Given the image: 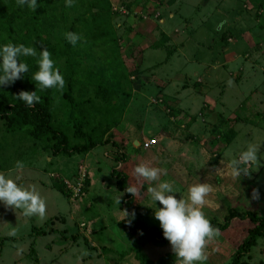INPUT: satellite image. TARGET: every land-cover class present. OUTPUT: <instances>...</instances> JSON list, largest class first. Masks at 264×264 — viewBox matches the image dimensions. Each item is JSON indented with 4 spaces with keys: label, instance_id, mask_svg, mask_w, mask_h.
Masks as SVG:
<instances>
[{
    "label": "rangeland",
    "instance_id": "obj_1",
    "mask_svg": "<svg viewBox=\"0 0 264 264\" xmlns=\"http://www.w3.org/2000/svg\"><path fill=\"white\" fill-rule=\"evenodd\" d=\"M262 1L74 0L70 19L59 20L62 5L55 7L44 37L59 44L65 32L78 33L79 47L91 45L97 61L106 60L103 46L110 49L114 42L113 65L129 78L123 88L131 91L130 100L120 109L124 95L108 93L112 103L119 102L96 120L109 117V144L72 156L45 152L26 128L0 120V175L34 188L45 201L43 218L0 204V264H144L172 255L170 245L147 242L122 224L123 211L142 216L155 209L148 182L130 203L112 175L113 168L120 170L129 185L132 167L141 162L166 169L160 179L172 184L177 199H187L190 185L209 183V204L202 209L208 219L222 220L227 207L264 215V7H257ZM32 31L28 19L17 24V32ZM55 66L62 71L64 65ZM62 75L56 114L72 127ZM88 91H81L82 98L90 97ZM105 102L98 101L101 109ZM249 143L260 145L259 166L233 180L228 162ZM121 154L116 162L113 157ZM17 161L24 165L19 171ZM252 226L250 219L235 218L218 230L205 244V264H232ZM245 259L264 264V235Z\"/></svg>",
    "mask_w": 264,
    "mask_h": 264
},
{
    "label": "trees",
    "instance_id": "obj_2",
    "mask_svg": "<svg viewBox=\"0 0 264 264\" xmlns=\"http://www.w3.org/2000/svg\"><path fill=\"white\" fill-rule=\"evenodd\" d=\"M63 2L64 0H37L39 7L32 12L27 7H18L15 0H0V44H23L24 46H33L37 50L35 57L19 58L20 61L28 65V71L20 79L12 84L0 86V120L10 128L18 130L26 128L29 139L40 141L43 151H50L55 156H72L90 152L99 145L109 144L110 136H108L109 139L105 138V133L112 128V125L107 119L109 117L106 118L107 122L102 119V121H98L100 120L98 114L100 111H105L104 109L116 108L114 105L119 101L116 100L117 103L114 104L112 99L115 97L113 95L118 92L124 95L119 103L120 109H124L130 100L131 91L123 88L129 81L128 76L122 75L120 68L113 65L115 61V57H112L114 42L111 41L112 48L107 50L102 45L103 55L107 57L105 61H97L96 57L91 54L93 51L91 45L80 48L78 45L80 41H78L77 46L73 47L65 38H61L59 44H52L49 37H44L43 34L47 31V27L56 13L57 5H62L61 15L60 17L56 16L57 19H70L71 7L65 8ZM257 7H264V0ZM90 12L93 18L99 15V11L93 12V8L90 9ZM27 19L32 22L33 31L17 32V24ZM108 41L106 40L105 46ZM43 48L48 49L50 58L54 60L55 65L61 61L64 65L61 72L66 77L68 90L63 92V98L70 106L67 115L69 120L73 121L72 127L64 125L56 114L58 113L56 110L57 89L41 91L36 82L31 79L32 73L38 70L37 59L39 51ZM86 63L90 64L89 67L85 66ZM119 65L122 67L123 63ZM86 88L89 89L88 92L91 95L87 98L83 97L85 98L83 99L81 91ZM20 91H36L40 97L39 103L27 107L22 101L14 98ZM75 92L78 93L74 95ZM108 93L112 94L113 98L106 97ZM106 99L108 102H105V108L101 109L102 106L98 101ZM233 136L234 133H230L226 138L230 140ZM31 148L35 149L36 145ZM124 157L125 154H121L119 158L113 157V159L118 162ZM112 175L118 178L117 187L124 191L125 197L131 203L133 195L125 191L128 186L125 176L123 177L121 171L115 168H113ZM62 191L64 192L63 189ZM143 215H135L130 225L126 224L124 220H122V224L134 235L143 236L147 242L159 246L169 245L162 236L159 222L154 219L153 210L148 208ZM235 218L250 219L254 224L248 231L247 237L238 245L232 260V264H249L245 256L249 255L251 249L256 245L257 239L264 235V215L239 207H227L222 220L209 219V221L214 228L223 231L231 225ZM143 262L144 264H176L174 253L158 260L144 259Z\"/></svg>",
    "mask_w": 264,
    "mask_h": 264
},
{
    "label": "clouds",
    "instance_id": "obj_3",
    "mask_svg": "<svg viewBox=\"0 0 264 264\" xmlns=\"http://www.w3.org/2000/svg\"><path fill=\"white\" fill-rule=\"evenodd\" d=\"M64 3L66 8H70L74 0H64ZM15 4L20 8L27 7L32 12L39 7L37 0H15ZM64 38L73 47L83 39L80 34L71 31L65 32ZM26 56H37L33 46L0 44V86L14 83L28 71V65L19 59ZM37 66L38 70L32 74L31 79L36 82L41 91L63 89L65 84L63 75L55 66L54 60L50 58L47 48L39 51ZM14 98L22 101L27 107H32L40 100L36 91H20ZM259 146L249 143L229 160L228 174L233 180H239L242 175L247 176L253 166L256 168L259 166ZM23 166L20 161L15 163L17 171ZM166 174V169L151 166V162L136 164L132 167L129 176L132 178V183L125 188V191L134 197L139 196L143 193V183L148 182L150 186L146 191L155 205L154 219L159 222L162 236L168 241L176 264H205L207 260L204 254L205 244L218 235V230L210 224L202 210L209 204L207 197L212 187L206 182L192 184L187 189V199L182 197L177 199L172 195L175 193L172 184L160 179ZM251 198L253 200L259 198V192L256 189L252 190ZM156 202H159L161 207H156ZM0 204L6 208L10 206L12 209L22 210L26 217L43 218L45 215V201L34 188H25L4 175H0ZM123 212L122 219L130 225L135 218V213Z\"/></svg>",
    "mask_w": 264,
    "mask_h": 264
},
{
    "label": "built area",
    "instance_id": "obj_4",
    "mask_svg": "<svg viewBox=\"0 0 264 264\" xmlns=\"http://www.w3.org/2000/svg\"><path fill=\"white\" fill-rule=\"evenodd\" d=\"M151 145H150V143L148 142V141H146L145 143H144V147L145 148H149Z\"/></svg>",
    "mask_w": 264,
    "mask_h": 264
},
{
    "label": "crops",
    "instance_id": "obj_5",
    "mask_svg": "<svg viewBox=\"0 0 264 264\" xmlns=\"http://www.w3.org/2000/svg\"><path fill=\"white\" fill-rule=\"evenodd\" d=\"M136 143V142H135Z\"/></svg>",
    "mask_w": 264,
    "mask_h": 264
}]
</instances>
